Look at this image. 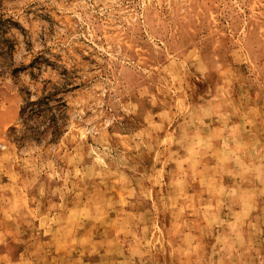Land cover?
<instances>
[{
  "label": "rangeland",
  "instance_id": "obj_1",
  "mask_svg": "<svg viewBox=\"0 0 264 264\" xmlns=\"http://www.w3.org/2000/svg\"><path fill=\"white\" fill-rule=\"evenodd\" d=\"M0 264H264V0H0Z\"/></svg>",
  "mask_w": 264,
  "mask_h": 264
}]
</instances>
